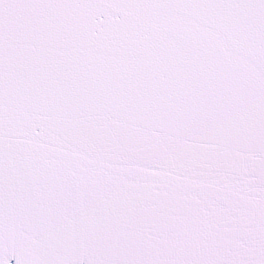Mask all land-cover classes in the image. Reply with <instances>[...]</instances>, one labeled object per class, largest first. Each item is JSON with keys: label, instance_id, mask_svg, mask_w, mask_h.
Listing matches in <instances>:
<instances>
[{"label": "snow or ice", "instance_id": "1", "mask_svg": "<svg viewBox=\"0 0 264 264\" xmlns=\"http://www.w3.org/2000/svg\"><path fill=\"white\" fill-rule=\"evenodd\" d=\"M0 264H264V0H0Z\"/></svg>", "mask_w": 264, "mask_h": 264}]
</instances>
